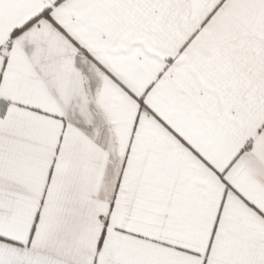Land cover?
<instances>
[{
  "label": "snow or ice",
  "instance_id": "6c2138e0",
  "mask_svg": "<svg viewBox=\"0 0 264 264\" xmlns=\"http://www.w3.org/2000/svg\"><path fill=\"white\" fill-rule=\"evenodd\" d=\"M0 264H264V0H0Z\"/></svg>",
  "mask_w": 264,
  "mask_h": 264
}]
</instances>
